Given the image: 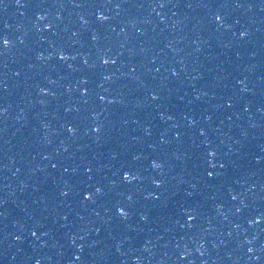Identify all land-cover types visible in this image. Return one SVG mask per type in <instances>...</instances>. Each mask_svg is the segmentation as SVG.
Listing matches in <instances>:
<instances>
[{"label": "water", "instance_id": "95a60500", "mask_svg": "<svg viewBox=\"0 0 264 264\" xmlns=\"http://www.w3.org/2000/svg\"><path fill=\"white\" fill-rule=\"evenodd\" d=\"M0 37V245L264 264V0H3Z\"/></svg>", "mask_w": 264, "mask_h": 264}, {"label": "snow or ice", "instance_id": "6c2138e0", "mask_svg": "<svg viewBox=\"0 0 264 264\" xmlns=\"http://www.w3.org/2000/svg\"><path fill=\"white\" fill-rule=\"evenodd\" d=\"M19 2H20V0H17V3H19ZM0 3H3V0H0ZM160 6L163 7V5H160ZM189 6H191V5H189ZM117 7H119V5H117ZM103 19H107V17L105 16V17H103ZM221 19H222V17H221L220 15H217V16H216V20L219 21V20H221ZM247 35H248V32H246V31H243V32L240 33L241 38L246 37ZM92 38L95 39V36H93ZM0 40H2V43H3L4 46H7V45L9 44V39H8L7 37H0ZM61 59H63L62 56H61ZM103 63H104V64H108V63H109V60H108V59H105V60L103 61ZM111 63L114 64V63H115V60H111ZM173 75H176V73L173 72ZM85 91H87V89H85ZM158 98H159L158 95H156V94H153V95H152V99H153V100H157ZM100 99L103 100L104 97L101 96ZM6 111H7V109H4V108L0 107V113H2V112H6ZM67 130H68L70 133H72V134L76 131V129H75L74 126H69ZM93 130H94V131H99L100 129H99V127H97L96 129H93ZM201 135H204V131H203V130H201ZM210 154H211V155H215V153H210ZM152 166H153L154 168H158V167H160V164L157 163V162L154 160V161L152 162ZM53 167H55V165H53ZM220 167L222 168V167H224V165L221 164ZM86 171L89 172V173H91V172L93 171V169H92L91 167H87ZM211 174H212L211 172L208 173V175H211ZM121 175H122V177H123L125 180L128 179V174H127V172H122ZM135 178H136L135 176L132 177V179H135ZM129 182H130V181H129ZM100 191H101L100 188H96V193H99ZM60 195L63 196V197H67V196L69 195V190H61V191H60ZM85 199H91V196H86ZM128 199L131 200V196H129ZM232 199H236V197L233 196ZM119 211H120V214H121L123 217L127 218V216H128V211H127V210H125L124 208H120ZM188 219L191 220V219H193V217H192L191 215H189V216H188ZM32 235H33V236H36L37 233H36L35 231H33V232H32ZM16 239L19 240L20 237L17 236ZM248 251L251 252V251H253V249H252V248H249ZM76 259H79V257H76ZM37 264H39L38 261H37Z\"/></svg>", "mask_w": 264, "mask_h": 264}]
</instances>
